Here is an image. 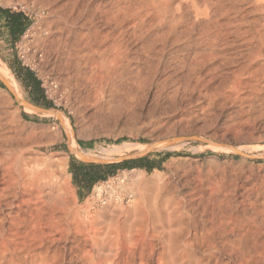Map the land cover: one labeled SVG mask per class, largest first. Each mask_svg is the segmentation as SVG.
<instances>
[{"label":"rangeland","instance_id":"1","mask_svg":"<svg viewBox=\"0 0 264 264\" xmlns=\"http://www.w3.org/2000/svg\"><path fill=\"white\" fill-rule=\"evenodd\" d=\"M0 6L29 19L14 43L0 29V60L22 95L18 101L0 80V121L8 124L17 147L53 164L58 185L68 188L67 199L78 212L122 215L134 199L129 195L145 192L149 201L158 185L168 197H190L199 219L206 217L201 202L212 195L240 204L264 202L260 0H0ZM17 64L33 72L51 106L34 102L12 70ZM165 136L172 137L170 147L184 141L182 153L159 149ZM218 142L222 148H212ZM124 143L136 146L110 154ZM130 157L146 168H119L84 197L78 195L69 171L72 159L108 164ZM155 170L166 179L132 184L141 173L150 180ZM215 184L218 191L223 185L221 193ZM55 215L64 227L65 210ZM58 237L53 231L51 239Z\"/></svg>","mask_w":264,"mask_h":264},{"label":"bare ground","instance_id":"2","mask_svg":"<svg viewBox=\"0 0 264 264\" xmlns=\"http://www.w3.org/2000/svg\"><path fill=\"white\" fill-rule=\"evenodd\" d=\"M260 1L264 8V0ZM0 78L9 85L18 101L22 100L21 91L1 60ZM3 122L0 121V151L4 150L0 155V264H264V202L258 204L262 201L257 203L253 199L240 204L223 190L228 198L208 195L204 197L206 201L201 199L204 202L198 205L206 217L199 219L194 215L197 205L190 209V197L188 201L168 197V191L163 193L162 185H158L156 197L149 201L143 198L147 196L145 192L129 195L134 199L130 200V209L122 215L120 212L119 215L81 214L72 200L67 199L68 188L58 185L55 172L50 168L53 164L32 151L17 147L8 124L5 126ZM171 140L172 137L165 136L159 149L168 148ZM184 145V141H179L169 147L182 153ZM135 146L124 143L109 152L120 154L122 148L131 150ZM212 148L222 146L218 142ZM159 171L155 170L150 180L139 173L132 184L145 187L153 181L157 185L165 178ZM218 185L215 184V188ZM100 190L101 186L97 185L95 193ZM259 208L260 212H255ZM57 209L65 210L64 227H61L63 219L55 215ZM53 231L59 232L58 238L51 239ZM53 242H60L62 246L53 248Z\"/></svg>","mask_w":264,"mask_h":264},{"label":"trees","instance_id":"3","mask_svg":"<svg viewBox=\"0 0 264 264\" xmlns=\"http://www.w3.org/2000/svg\"><path fill=\"white\" fill-rule=\"evenodd\" d=\"M0 11L8 18L9 30L13 36L14 41L19 39V36L23 35L25 30L29 26L27 17L21 11H10L0 7ZM20 36V37H21ZM16 78L23 84L24 87L30 90L31 97L36 104H43L45 106H51V102L45 99L43 90L37 78L29 68L17 64L12 68ZM140 158H128L118 162H111L108 164H98L91 162H75L73 159L69 164V171L72 174L73 182L78 189V195L82 198L87 195L93 184L98 180H104L109 174H114L119 168H146L141 164ZM160 168L159 165H157ZM154 166H149V169ZM102 169H106V172H102Z\"/></svg>","mask_w":264,"mask_h":264},{"label":"crops","instance_id":"4","mask_svg":"<svg viewBox=\"0 0 264 264\" xmlns=\"http://www.w3.org/2000/svg\"><path fill=\"white\" fill-rule=\"evenodd\" d=\"M1 8H4L2 6H0ZM5 9V8H4ZM10 11H12L11 9H9ZM24 13V12H23ZM24 15L27 17V15L24 13ZM27 20L29 21L28 17H27ZM0 21H1V30H2V33L5 34V36L8 38V41L10 43H14L16 41H14L13 39V36L11 35L10 33V30H9V23H8V18H6L5 14H3L1 11H0ZM21 36V35H20ZM19 36V38H20Z\"/></svg>","mask_w":264,"mask_h":264},{"label":"water","instance_id":"5","mask_svg":"<svg viewBox=\"0 0 264 264\" xmlns=\"http://www.w3.org/2000/svg\"><path fill=\"white\" fill-rule=\"evenodd\" d=\"M0 80L2 81V83L7 86V84L0 78ZM8 87V86H7ZM241 154V153H239ZM242 156H245V157H250L249 155H246V154H241ZM131 158V157H130ZM123 159H128V158H122V159H119L118 161H121ZM117 160H111L110 162H116ZM94 162V161H93Z\"/></svg>","mask_w":264,"mask_h":264},{"label":"built area","instance_id":"6","mask_svg":"<svg viewBox=\"0 0 264 264\" xmlns=\"http://www.w3.org/2000/svg\"><path fill=\"white\" fill-rule=\"evenodd\" d=\"M24 34V33H23Z\"/></svg>","mask_w":264,"mask_h":264}]
</instances>
